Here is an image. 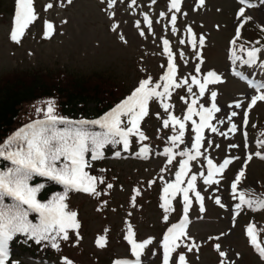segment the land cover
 I'll use <instances>...</instances> for the list:
<instances>
[{
    "label": "rangeland",
    "instance_id": "obj_1",
    "mask_svg": "<svg viewBox=\"0 0 264 264\" xmlns=\"http://www.w3.org/2000/svg\"><path fill=\"white\" fill-rule=\"evenodd\" d=\"M250 2L255 6L246 7L245 17L251 19L240 27L243 18L237 17L243 5L239 0H204L203 5L199 4V0H181L180 12L170 10V0H135V4L132 0H116L113 7L108 6V0H72L71 3L67 0H34L38 19L28 28L20 43L10 39L15 0H3L0 6V76L13 72H63L76 76L97 73L117 82L132 83L135 88L140 81L149 77L153 83L162 84L160 78L168 64L163 45L165 39L169 41L174 56L177 81L187 79L191 84L193 75L203 81L209 70L221 76L222 82L209 85L202 98L197 86L193 85V92L189 93L188 85H184L173 89L171 99L166 101L173 105L169 112L183 118L193 98L198 100L195 105L197 110L200 104L210 107V93L215 91V103L220 108L211 121L217 131L204 129L200 149L202 155L190 162L191 171L182 185L186 186L188 178L196 174V191L204 198V211L201 212L195 194L189 193L192 203L187 213L189 222L186 232L191 240L184 243L194 241L199 250L188 253L183 245L177 249L178 253L186 254L190 264H219L221 258L214 249L216 243L221 244L222 250L236 264H264L246 236L247 226L253 224L257 228L258 239L264 242V210L252 211L242 206L239 215H235L240 192L246 194V199H264V159L252 155V159L247 160L250 154L264 153V148L258 147V142H264V101H257L249 107L251 97L258 93L234 76L233 68L239 66L240 71L250 74V78L257 82H264V72L259 68L242 66L239 61L233 65L231 59L233 50L236 55L246 59L241 48H252L255 40L251 34L257 30L264 31V4L260 0ZM48 3H52L53 8L45 10ZM161 13L164 15L161 16ZM145 15L152 21L151 28L144 20ZM173 15L177 18L175 32L171 24ZM45 21L54 25V32L47 39L44 38ZM114 25L117 26L115 31ZM189 28L196 38L195 48ZM201 37L204 39L203 46L199 44ZM233 40L236 41L235 45L231 43ZM260 57L264 60V52ZM197 65L201 69L199 74L195 72ZM237 102L241 105L239 108L235 107ZM149 109V114L141 121L142 131L151 136L152 142L147 145L149 153L140 155V147L136 146L130 154L121 150L119 156L104 155L101 165L106 173L105 182L98 192L100 195H81L67 202L69 210L77 212L81 225L79 240L75 232H70L66 248L75 264H99L94 253L115 254L120 259L132 258L131 245L125 239L129 225L137 242L149 238L153 241L143 251L141 263L152 264L157 260V264H163V236L168 228L180 223L184 212L183 196L178 194L172 200L175 207L166 214L161 207L162 190L166 183L174 182L179 162L185 158L179 153L191 150L195 133L191 121L185 122L183 143L172 145L168 138L176 133L171 125L163 127L168 113L155 99L150 101ZM233 111L237 115L229 120ZM245 113L248 120L246 126ZM193 119L199 123L198 116ZM232 124L237 126L235 133L230 131ZM169 147L176 154L171 164L164 155V149ZM209 158L217 166L225 159H232L224 173L217 175L219 184L205 185L203 177L199 175L201 172L207 175ZM88 160L90 166L86 170L90 171L95 168V160ZM242 168L245 175L234 198L231 184ZM108 184L112 187L108 188ZM216 198L225 207L216 204ZM165 215L168 216L167 221L164 220ZM222 233L225 235L221 236ZM101 236L107 240L103 248L96 244ZM212 237L220 239H210ZM13 252L17 253L15 250ZM173 257H176V253ZM23 261L24 264H54L46 260Z\"/></svg>",
    "mask_w": 264,
    "mask_h": 264
},
{
    "label": "snow or ice",
    "instance_id": "obj_2",
    "mask_svg": "<svg viewBox=\"0 0 264 264\" xmlns=\"http://www.w3.org/2000/svg\"><path fill=\"white\" fill-rule=\"evenodd\" d=\"M71 3L72 0H67ZM104 2V0H101ZM116 0H108V6L113 7ZM135 4V0H132ZM243 5L238 10V19L243 18L240 27L243 26L251 17H245V9L254 7L255 5L250 0H239ZM264 4V0H260ZM199 4L203 5L204 0H199ZM181 0H170V10L175 12L181 11ZM53 8L52 3H48L45 10ZM164 13H161L163 16ZM38 19L37 12L34 8V0H15V10L12 21V28L10 31V39L15 43H20L21 38L25 35L28 28ZM176 16L171 17V24L173 32H175ZM145 22L151 28L152 21L145 15ZM117 26H113V30ZM139 27V23H137ZM240 27L237 28V39L239 38ZM44 38H50L54 32V25L49 21L44 22ZM264 30V29H262ZM192 35L193 48L196 47V38L192 34L191 28L188 29ZM141 35H144L141 32ZM123 38V37H121ZM235 40L231 43L235 45ZM180 43H184L183 40ZM259 43V41H257ZM200 46H203L204 39H199ZM164 52L168 56V64L165 74L160 78L163 82L153 83L151 77L139 82L138 87L132 92L130 96L124 99L120 104L113 108L101 119L93 121H70L64 117L55 115L52 102H48V107L44 113L45 119L31 123L24 128L18 130L12 137H10L4 145L0 146V158L10 161L13 167L6 172H0V264H8L10 257L9 242L13 240L17 234H23L27 238L34 239L37 243L42 241L50 242L52 248H58V239L68 241L70 239V232H75L77 240H79V229L81 227L77 212L69 210V205L65 202L68 193L83 192L88 195L98 196L100 193L96 190L98 178L90 175L86 168L90 166L89 160L86 159V154L91 153V160L99 159L103 156V149L106 145H120L122 144L124 151L129 149L130 137L136 136L140 141L147 139L144 132L140 129L141 121L149 114V103L153 99L157 100L165 112L168 113V118L163 120V127L168 128L170 125L172 130L176 133L168 139L172 145L183 143L185 136V122L191 121L195 133L194 142L191 144V150L182 151L179 153L181 157H185L179 162V170L175 173L174 182L166 183L163 188L161 196L164 212L167 214L172 210V200L178 195L183 196V212L184 217L180 223L172 225L168 228L166 234L163 236L161 247L163 249V264H190L185 253H178L182 245L187 249L188 253L194 250L198 251V245L193 241L185 244V240H191L187 235L186 225L188 224L187 213L191 206V199L189 193L195 194V198L200 202V210L204 211L203 197L200 192L196 191L197 175H191L186 186L185 177L188 176L191 168L189 166L191 161H195L202 155L200 149L202 147V133L204 129L210 128L211 131L216 132L217 129L211 124L214 118V113L220 112V108L215 103L217 93L212 91L210 93L211 106L205 107L200 104L197 110L198 100L193 98L191 104L187 108L186 114L183 118L176 117L169 109L173 107L172 104L167 103L171 99L172 90L188 85L187 91L193 92V85L198 87L199 97H204L209 85L222 82L221 76L215 71H207L203 77V81L197 79L195 75L191 77V84L187 79L177 81L176 73L177 67L174 62V56L169 48V41L163 40ZM245 52L246 59L236 55L235 50L232 52V63L246 66L249 69L259 68L264 72V60H261L260 54L264 52V48L252 47L249 49L241 48ZM183 56V53L180 54ZM201 71L199 65L196 66L195 72L199 74ZM233 75L239 77L248 83L249 87L253 88L257 95H253L250 100V106H254L257 101H264V82H257L250 78V74H246L239 70V66L233 68ZM163 89L160 91V89ZM195 95V94H194ZM181 99H184L181 97ZM187 103V100H185ZM239 102L235 107L239 108ZM231 107V105H230ZM38 112L41 110H37ZM236 112H232L228 117L236 116ZM194 116L199 117V123L193 119ZM125 117L127 120L125 121ZM159 118V114H157ZM248 123L247 113L244 116V125ZM58 125H65L63 129L58 128ZM87 125L98 126L102 131H91ZM123 125V126H122ZM230 131L235 133L237 126L232 124ZM226 135V133H221ZM246 136V133H245ZM230 147H238V145H231ZM258 147L264 148V142H258ZM149 148L144 146L140 149V155H147ZM120 155L119 152L116 153ZM164 155L167 157V162L171 164L176 158V154L171 147L164 149ZM252 155L264 159V153L256 152L247 156V160L252 159ZM232 163V159L228 158L218 166L213 163L212 159H207V175L203 172L199 175L203 177L205 185L219 184L217 175H222L225 169ZM246 167V165H245ZM245 175L244 168H242L235 176L231 184L234 198L237 194V187L241 183ZM34 176L47 177L63 186V193L54 195L51 200L42 203L37 199L38 193L44 189V184H30ZM103 183V180H99ZM152 182H150L151 184ZM108 188L112 185L108 184ZM137 191V195H138ZM11 198L14 203L6 205L5 198ZM216 204L221 207L219 198L215 200ZM26 206V207H25ZM242 206H247L252 211L264 210V199H246L244 192L239 193V203L235 205V215H239ZM37 213L40 217L39 225H34L29 221V212ZM168 216H164L167 221ZM134 233L131 226L128 227V234L125 239L131 245V252L135 257L134 261L117 260L115 264H141V256L148 245L152 244V239H146L143 242H137L134 238ZM225 235L224 233L221 236ZM246 236L249 243L258 254L260 259L264 261V242L258 239V231L255 225L249 224L246 228ZM210 239L219 240L220 237H212ZM107 240L101 236L96 240L97 247L103 248L106 246ZM215 251L221 258L219 264H236V261L228 256V253L221 248V244L214 245ZM176 253V257H173ZM239 258V254H236ZM63 264H73L71 259L65 257Z\"/></svg>",
    "mask_w": 264,
    "mask_h": 264
},
{
    "label": "trees",
    "instance_id": "obj_3",
    "mask_svg": "<svg viewBox=\"0 0 264 264\" xmlns=\"http://www.w3.org/2000/svg\"><path fill=\"white\" fill-rule=\"evenodd\" d=\"M2 1L0 0V6ZM13 7L15 10V4ZM0 15H2L1 10ZM251 35L252 39L255 40L256 47L264 45L263 31H257ZM134 90L135 85L132 83L129 85L125 82H117L113 78L97 73L87 76L68 75L63 72L49 74L13 72L2 75L0 76V146L4 145L21 128L36 121L44 120V113L50 101L57 116L74 122L91 121L110 112L130 96ZM38 109L41 111L38 112ZM124 119L126 121L127 117ZM57 127L63 129L66 126L58 125ZM87 127L91 131H102L98 126L87 125ZM140 129L142 131L141 124ZM145 136L147 139L144 141H140L136 136L130 137V145L127 151L133 153L136 146L141 149L151 144V136ZM121 150H124L122 144L106 145L102 151L104 156L115 154ZM87 157H91V153L86 154ZM102 157L96 159L94 170L88 171L85 169L90 175L98 178L97 192H100L102 184L105 182L106 172L103 165H101L104 163ZM11 167L13 165L10 161L0 158V172H6ZM101 179L103 183L99 182ZM30 184L45 185L44 189L37 195V199L42 203L48 202L54 195L64 191L62 185L49 180L47 177L34 176ZM81 195L86 196L88 194L75 191L69 192L65 202L67 203ZM4 203L12 205L14 201L6 197ZM172 207H175L173 203ZM28 219L34 225L40 223V217L37 213L30 211ZM57 243L59 247L52 248L50 242L37 243L34 239L27 238L23 234H17L9 242L12 254L8 264H24L23 259L33 261L45 259L54 262V264H63L65 257L70 259L66 251L69 243L62 239H58ZM14 250L17 253H14ZM93 256L99 264H115L120 259L115 254L94 253ZM151 263L157 264V260ZM73 264L75 263L73 262Z\"/></svg>",
    "mask_w": 264,
    "mask_h": 264
}]
</instances>
